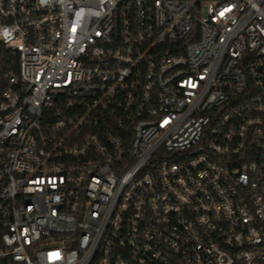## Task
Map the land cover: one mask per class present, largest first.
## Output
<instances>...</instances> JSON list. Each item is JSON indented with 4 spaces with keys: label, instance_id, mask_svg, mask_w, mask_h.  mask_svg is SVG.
Masks as SVG:
<instances>
[{
    "label": "built area",
    "instance_id": "1",
    "mask_svg": "<svg viewBox=\"0 0 264 264\" xmlns=\"http://www.w3.org/2000/svg\"><path fill=\"white\" fill-rule=\"evenodd\" d=\"M0 264H264V0H0Z\"/></svg>",
    "mask_w": 264,
    "mask_h": 264
}]
</instances>
